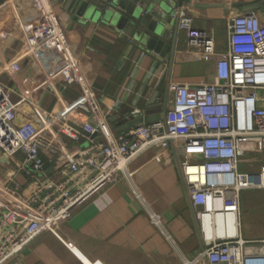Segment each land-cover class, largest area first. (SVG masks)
I'll return each instance as SVG.
<instances>
[{"label": "built area", "instance_id": "built-area-1", "mask_svg": "<svg viewBox=\"0 0 264 264\" xmlns=\"http://www.w3.org/2000/svg\"><path fill=\"white\" fill-rule=\"evenodd\" d=\"M32 2L45 38L65 56L61 70L69 72L82 88L70 107L91 112L94 131L102 138L90 139L87 147L71 155L61 151L54 163L61 177L45 175L40 149L42 145L54 147L53 135L46 136L42 120L39 124L16 121V105L24 98H15V91L0 81V148L8 155L20 154L18 166L33 185L25 194L19 193L17 184L1 191L0 264L17 258L41 231L54 232L62 218L118 176L127 178V162L133 155L150 144L165 141L175 143L181 180L200 237L193 257L179 253L181 264H247L263 260L264 237L242 235L240 207L243 189L264 188V0L260 3L263 13L251 9L227 18L226 49L219 51L213 28L194 27L193 16L186 8H174L178 29L185 32L186 50L200 60L213 61V78L199 83L169 81L172 98L163 118L117 133L108 125L109 112L127 120L137 109L101 111L97 107L95 90L86 82L49 0ZM31 104L41 114H47L34 101ZM49 114L50 119L61 118L59 133L79 137L80 129L59 117L62 113L51 110ZM244 157L260 162L258 168L241 169ZM131 190L142 201L147 219L177 250V240L165 227L161 214L133 185Z\"/></svg>", "mask_w": 264, "mask_h": 264}, {"label": "crops", "instance_id": "crops-1", "mask_svg": "<svg viewBox=\"0 0 264 264\" xmlns=\"http://www.w3.org/2000/svg\"><path fill=\"white\" fill-rule=\"evenodd\" d=\"M261 1L181 0L180 5L192 14L194 27L214 29L219 51L226 49L227 18L246 11L250 5L262 12ZM49 3L69 37L71 51L79 60L86 82L95 90L101 111L117 107L142 111L155 90L156 101H161L168 90V107L172 98L169 81L199 83L213 78V61L200 60L186 50L182 29L169 65L167 60L160 61L144 47H138L133 41L134 32L116 31L107 23L86 18L95 13L89 5L77 15L75 0ZM0 31L4 34L0 38V81L15 91V98H24L16 105V121L44 122L46 136L53 135L54 146L42 145L40 149L44 173L61 177L54 165L61 151L71 155L87 147L90 139L94 140L95 119L91 112L70 107L82 88L69 72L61 70L65 56L45 38L32 0H0ZM31 101L47 114H41L30 105ZM51 110L62 113L59 117L80 129L77 139L58 132L61 118L50 119ZM112 116L109 112L108 125L113 132H120ZM174 144L153 143L133 155L127 162V178L118 176L62 218L54 232L41 231L17 258L4 264H181L179 253L186 255L199 248L200 237ZM20 161L19 153L8 155L0 148V194L15 184L21 194L32 188L18 166ZM131 185L161 214L179 241L177 250L147 219L142 201L134 196Z\"/></svg>", "mask_w": 264, "mask_h": 264}, {"label": "water", "instance_id": "water-1", "mask_svg": "<svg viewBox=\"0 0 264 264\" xmlns=\"http://www.w3.org/2000/svg\"><path fill=\"white\" fill-rule=\"evenodd\" d=\"M77 15L89 5L95 11L86 18H94L100 22L123 33L134 32V43L150 51L158 60H167L172 64L176 52L179 29L178 19L173 16L174 7L179 8L181 0H75ZM237 4H241L237 2ZM235 4V5H237ZM255 5L247 6V10L254 9ZM158 91L147 99L143 110H134L127 120H120L113 115L118 131L123 132L128 128L147 122L159 121L167 109L168 90L161 101H156ZM94 140H101L99 132L92 133Z\"/></svg>", "mask_w": 264, "mask_h": 264}, {"label": "rangeland", "instance_id": "rangeland-1", "mask_svg": "<svg viewBox=\"0 0 264 264\" xmlns=\"http://www.w3.org/2000/svg\"><path fill=\"white\" fill-rule=\"evenodd\" d=\"M172 94L170 93L169 96ZM244 162L241 164V169L256 170L258 164L256 160H253L249 157H244ZM250 160L248 165L247 161ZM241 209L240 217L241 219V232L242 235L246 237H264V188L261 189H243L241 191ZM163 219V218H162ZM165 227L169 230L167 223L163 219ZM171 232V231H170ZM171 235L175 237L172 233ZM177 240V238L175 237ZM179 241L177 240V243ZM197 248L190 253H187L186 256L193 257L196 253Z\"/></svg>", "mask_w": 264, "mask_h": 264}, {"label": "clouds", "instance_id": "clouds-1", "mask_svg": "<svg viewBox=\"0 0 264 264\" xmlns=\"http://www.w3.org/2000/svg\"><path fill=\"white\" fill-rule=\"evenodd\" d=\"M247 264H264V259L263 260H259L256 263L252 262V263H247Z\"/></svg>", "mask_w": 264, "mask_h": 264}]
</instances>
